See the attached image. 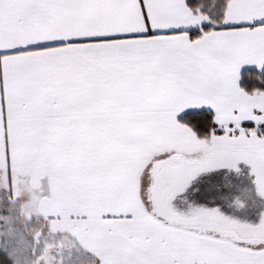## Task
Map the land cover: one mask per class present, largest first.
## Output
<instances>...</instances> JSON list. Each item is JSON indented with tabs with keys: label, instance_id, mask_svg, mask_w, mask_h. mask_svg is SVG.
I'll return each mask as SVG.
<instances>
[{
	"label": "snow or ice",
	"instance_id": "6c2138e0",
	"mask_svg": "<svg viewBox=\"0 0 264 264\" xmlns=\"http://www.w3.org/2000/svg\"><path fill=\"white\" fill-rule=\"evenodd\" d=\"M0 264H264V0H0Z\"/></svg>",
	"mask_w": 264,
	"mask_h": 264
}]
</instances>
